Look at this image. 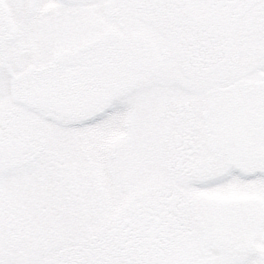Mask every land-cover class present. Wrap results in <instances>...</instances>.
I'll return each instance as SVG.
<instances>
[{
	"label": "snow or ice",
	"instance_id": "snow-or-ice-1",
	"mask_svg": "<svg viewBox=\"0 0 264 264\" xmlns=\"http://www.w3.org/2000/svg\"><path fill=\"white\" fill-rule=\"evenodd\" d=\"M0 264H264V0H0Z\"/></svg>",
	"mask_w": 264,
	"mask_h": 264
}]
</instances>
